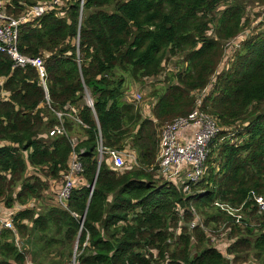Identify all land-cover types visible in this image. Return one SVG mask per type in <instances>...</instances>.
<instances>
[{
    "label": "trees",
    "instance_id": "1",
    "mask_svg": "<svg viewBox=\"0 0 264 264\" xmlns=\"http://www.w3.org/2000/svg\"><path fill=\"white\" fill-rule=\"evenodd\" d=\"M7 1L3 8L14 16L43 2ZM243 1L69 0L20 25L18 49L44 58L49 100L33 67H13L0 52V208L16 209L14 231L0 235V264H24L29 248L36 264H66L73 254L75 264H244L240 252L253 253L256 262L246 264H264V211L248 199L251 190L264 197V36L242 40L230 67L216 71L224 43L244 28ZM168 56L177 59L146 107L127 100L131 85L158 76ZM214 76L200 108L223 129L187 193L149 168L159 129L188 114L193 92ZM67 104L77 109L76 119L63 118L67 135H49L58 123L54 111L69 112ZM72 135L83 149L82 171L62 208L45 193L50 180L60 187ZM125 146L139 166L126 159L115 169L104 151ZM28 167L39 174L28 176ZM215 201H245L241 224ZM192 207L202 226L189 231L181 220L192 218ZM220 221L231 242L214 246L205 228ZM15 238L25 239L26 249Z\"/></svg>",
    "mask_w": 264,
    "mask_h": 264
},
{
    "label": "built area",
    "instance_id": "2",
    "mask_svg": "<svg viewBox=\"0 0 264 264\" xmlns=\"http://www.w3.org/2000/svg\"><path fill=\"white\" fill-rule=\"evenodd\" d=\"M67 1L69 0H43V2L30 5L18 16H14L8 14L3 8L8 1L0 0V52L7 54L11 58L13 67L29 65L36 70L47 101L49 97L46 87L44 58L22 54L18 49V32L21 24L39 19L52 8H59ZM80 1L82 5L83 0ZM201 90L193 92L194 95ZM204 96L196 95L195 107L188 114L174 118L159 129L156 164L154 167L149 168L151 170L154 169L156 174L165 181L178 184L187 193L202 179L205 173V160L210 150V144L223 129L211 114L201 110L200 107ZM89 98L86 91V102L89 106H92V100L91 98L89 100ZM126 98L135 102V104H140L142 94L138 91H132L126 95ZM64 108L69 110V112L54 111L58 123L49 131V135H67L63 125V118L65 115L75 118L72 114L76 113L77 109L75 106L68 104ZM78 141L77 136L72 135L70 137L72 149L67 168L62 173L60 187L56 195V201L62 208H67V200L76 185L77 176L82 171L78 155L83 152V149H76ZM104 152L108 155L110 164L115 169L125 166V159H128L135 166H139L137 155L129 146H125L122 149L107 148ZM98 159L99 162L103 159L102 146H99ZM248 199L254 201L258 213L264 211V197L261 194L251 190ZM244 203L245 201L238 207H234L227 203L215 201L214 205L233 217L236 224H241V210ZM14 214L13 210L10 213H4V210L0 208V235L2 230L11 229L14 231ZM195 226L194 222L189 223V229ZM15 244L19 246L17 238H15Z\"/></svg>",
    "mask_w": 264,
    "mask_h": 264
},
{
    "label": "rangeland",
    "instance_id": "3",
    "mask_svg": "<svg viewBox=\"0 0 264 264\" xmlns=\"http://www.w3.org/2000/svg\"><path fill=\"white\" fill-rule=\"evenodd\" d=\"M243 5H244V13H243V25L244 28L242 30V32L236 36L235 38L229 39L224 43V47H223V59L221 60V62H219V66L217 68V73L221 72V71H225L228 67H230V63L232 61L233 56L232 52L234 53L236 50H238L241 47V41L249 38H253L256 39L257 37H262L264 36V0H244L243 1ZM223 8V6H220L219 9ZM180 57V56H178ZM177 58L174 56H168L166 58V60L164 61V68L162 70V72L155 77H150V78H144L143 83H133L131 85V89L132 91L136 92H140L142 94V101L141 103L144 105L147 102L151 101V97H150V93L153 91V89L155 87H160L161 84H163V79L165 77V72L167 70V68L173 67L174 66V62ZM179 60H177L178 62ZM216 76H214L211 79V83H209L203 90H201L200 92H197L196 95H205L207 94L212 86V82L214 81V78ZM195 95V96H196ZM142 105V106H143ZM239 126H242L241 123H236V125L234 127L231 128V131L235 133H237V130L239 128ZM237 128V129H236ZM217 154H214L213 157H216ZM125 163H126V159H125ZM27 175H33L35 173L39 174L37 171L33 170V169H27ZM50 190V189H48ZM202 190H200L201 192ZM48 193V192H46ZM48 196H51V193L48 194ZM46 199V198H45ZM41 201V199H40ZM191 214H192V218L188 221H184V219L182 218L181 222L183 225L186 226L187 230L190 231L189 229V223L194 222L196 225L199 224L202 226V217L200 216L199 213H197V211L192 207L191 208ZM207 235L210 237V241L211 243L215 246H220L223 245L224 243L227 244V242H231L230 239L227 238V234L229 232V228L227 227L226 222H219V224L216 225H209L205 228ZM178 234V232L176 233ZM252 238V237H249ZM218 240V241H215ZM20 240V241H19ZM18 242H19V248L22 249H26V240L22 238H18ZM77 248V243L74 244L73 246V250L75 251ZM26 253V257H25V261L24 264H36V262H34L35 260H33L32 258V254L30 253V248L25 251ZM239 257L241 259L242 262V258L246 259V262H252L255 263L256 259L253 255L252 252L246 254V253H242L240 252ZM224 256H227L226 251L224 250ZM230 258V257H228ZM231 259V258H230ZM246 262L244 264H246ZM66 264H75V261L73 259V255L70 258V260L66 263Z\"/></svg>",
    "mask_w": 264,
    "mask_h": 264
},
{
    "label": "crops",
    "instance_id": "4",
    "mask_svg": "<svg viewBox=\"0 0 264 264\" xmlns=\"http://www.w3.org/2000/svg\"><path fill=\"white\" fill-rule=\"evenodd\" d=\"M142 105H143V104H142ZM143 106L146 107V104H144ZM28 168H29V169H32L31 167H28ZM47 183H49V188H48V189H50V190L47 189L46 192H48V193H45L46 201H47V202H52L53 199H54V203H55L56 205H58V203H57V201H56V195H57V192H58V190H59V188H58V186H57L58 183H59V181L53 179V180L48 181ZM49 193H51V196H48ZM39 202H40V200H38V201L36 202V206H37V204H38ZM26 207H28V205H26ZM13 211L16 212V209L13 208ZM19 241H20V240H19ZM22 241H23V239H22Z\"/></svg>",
    "mask_w": 264,
    "mask_h": 264
},
{
    "label": "water",
    "instance_id": "5",
    "mask_svg": "<svg viewBox=\"0 0 264 264\" xmlns=\"http://www.w3.org/2000/svg\"><path fill=\"white\" fill-rule=\"evenodd\" d=\"M80 15H81V12H80ZM88 96H89V95H88ZM89 97H90V96H89ZM89 100H90V98H89ZM94 182H95V178H94V180H93V182H92V184H91V186H90L91 191H92V189H93ZM84 216H85V214H83L82 217H81V224H82V222H83V220H84ZM74 258H75V255L73 254V259H74Z\"/></svg>",
    "mask_w": 264,
    "mask_h": 264
}]
</instances>
